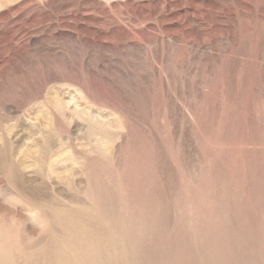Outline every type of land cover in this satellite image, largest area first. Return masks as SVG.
<instances>
[{
  "label": "rangeland",
  "instance_id": "374dc122",
  "mask_svg": "<svg viewBox=\"0 0 264 264\" xmlns=\"http://www.w3.org/2000/svg\"><path fill=\"white\" fill-rule=\"evenodd\" d=\"M1 263L264 264V0H0Z\"/></svg>",
  "mask_w": 264,
  "mask_h": 264
},
{
  "label": "bare ground",
  "instance_id": "6f19581e",
  "mask_svg": "<svg viewBox=\"0 0 264 264\" xmlns=\"http://www.w3.org/2000/svg\"><path fill=\"white\" fill-rule=\"evenodd\" d=\"M93 233V232H92ZM1 264H3V263H1Z\"/></svg>",
  "mask_w": 264,
  "mask_h": 264
}]
</instances>
